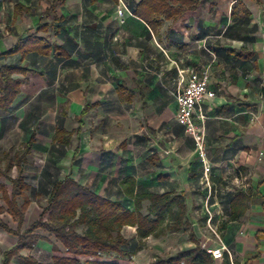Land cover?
<instances>
[{
  "label": "crops",
  "instance_id": "1",
  "mask_svg": "<svg viewBox=\"0 0 264 264\" xmlns=\"http://www.w3.org/2000/svg\"><path fill=\"white\" fill-rule=\"evenodd\" d=\"M141 1L0 0V54L29 35L45 38L61 48L60 52L53 51L49 56L31 54L23 62L18 55L0 60L1 65L19 62L34 71L26 76L16 75V78L22 80V77L32 76L45 80V86L36 92V97L28 99L21 98L25 87L22 81L21 94L11 110L0 112L17 123L18 133L27 114L35 116L36 124L45 123L48 127L46 132L42 128L39 130L37 125L31 129L28 141L35 132L37 142L30 156L39 139L47 138L54 143L53 137L59 127L71 133L80 130L79 135H73L72 144L77 139V146L70 165L82 155L87 159L78 163L80 169L102 174L115 166L112 158L118 150L117 135L141 140L140 145L134 143L132 147L141 149L140 153L132 150L133 155L139 154L136 163L142 161L141 169L133 160L131 165L126 163L125 174L120 175L118 171L110 179L117 185V194L101 195L113 201L126 199L121 182L133 175L137 179V191L184 194L190 218L204 215L193 209L192 204L212 200L213 207L221 201L227 204L228 219L229 202L234 192L240 188L252 189L256 193L255 200L243 217L228 223L218 242L206 236L202 238L198 222L193 223V230L202 246L206 244L210 249L226 246L232 255L229 256L231 264H264V82L250 84L253 79L250 71L245 72L240 63L231 70L228 64L229 59L246 63L234 59L229 49L241 52L246 47L255 52L242 40L229 36L234 6L240 1L247 7L251 26L257 27L262 35L264 0H204L194 12L186 11L170 18L160 14L158 21L153 19L152 24L134 14ZM18 5L23 7V12L16 16ZM170 5L176 9L182 7L179 3ZM124 6L128 11L120 18L118 11ZM43 25L49 26L48 29L39 31ZM249 61L256 63V54ZM193 70H208L211 86L217 93L213 101L204 105L208 116L205 158L200 156L194 143L189 147L165 149L162 142L169 138L170 144H175L184 132L185 128L176 118V93L186 85ZM94 105L97 107H92ZM86 107L90 109L83 113ZM72 144L68 147L57 145L71 149ZM71 172L72 168L66 177L86 185ZM2 179H6L0 178V182L11 194V183ZM54 182L47 189L43 206H39L37 198H29L31 204L21 232L39 219ZM217 184L223 186L221 198L213 195L212 187ZM201 190L203 192L199 193ZM2 202L4 205L3 199ZM144 203L146 214L150 203ZM1 218L10 229L18 230L19 224L10 214L4 213ZM127 230H133L130 238L125 235ZM37 234L49 240L39 241L32 250H22L10 264H24L27 257L46 264L44 255L48 243L52 245V255L54 245L66 251L48 232L40 229ZM123 234L129 240L137 238V230L133 227H126ZM172 234L179 238L172 246L175 252L169 256L196 247L188 232ZM18 240L17 236L0 228V264H4V253L13 249ZM143 250L144 246L133 256L135 264L150 263H139ZM156 258L153 256L154 261ZM224 258L219 259L218 264H223ZM51 261L54 263L52 256Z\"/></svg>",
  "mask_w": 264,
  "mask_h": 264
},
{
  "label": "trees",
  "instance_id": "2",
  "mask_svg": "<svg viewBox=\"0 0 264 264\" xmlns=\"http://www.w3.org/2000/svg\"><path fill=\"white\" fill-rule=\"evenodd\" d=\"M94 2L97 0H93ZM204 0H142L134 14L147 23L157 20L160 14L165 17H176L186 11H196ZM181 4L176 9L170 4ZM16 16L23 7L16 6ZM168 11V13H167ZM171 12V13H169ZM251 13L240 1L233 8L232 18L235 28L228 29L232 39H240L245 45H254L257 38L254 33L257 27L251 26ZM158 21V20H157ZM49 26L43 25L39 31H45ZM247 27H251L248 30ZM237 33L231 34V30ZM60 52L61 48L53 46L45 38L29 35L21 39L12 49L0 54V60H6L13 56H20L23 62L31 54L49 56L52 52ZM234 59L247 62L254 59L255 54L246 47L241 52L229 49ZM255 61V60H254ZM33 70L24 67L21 63L0 64V110L9 112L17 97L21 94L22 80L16 75H28ZM92 107H97L94 105ZM90 107H86V113ZM74 133L80 134V130L68 132L59 127L53 137V142L66 147L72 144ZM36 133L33 132L29 141L23 148L13 154V149L3 154L5 166H0V178H5L12 185V193L7 186L0 182V194L4 205H0V228L19 238L17 245L4 253V264H10L12 259L20 256L22 250H32L41 240H49L37 234L38 230H44L53 236L58 243L65 248L63 252L57 245L53 246L52 259L54 264H133L132 258L141 249L144 242L150 238H159L166 232H188L189 239L196 247L180 251L174 256L157 258L151 264H218L197 238L193 223L188 218L186 196L177 192L153 193L137 191V179L133 175L126 176L121 182L126 199L113 201L103 197L91 187L82 185L71 177L55 181L50 191L47 204L42 209L39 219L24 232H21L25 216L31 204L26 194L29 184L26 182L25 170L36 145ZM79 152L77 148L76 153ZM75 153V155H76ZM16 176H13V173ZM256 193L252 189H237L229 202V218L221 227L226 229L228 223L237 221L243 217ZM24 202L20 204V199ZM150 203L147 213L143 212V203ZM10 214L19 224L18 230H12L4 223L1 215ZM48 217L46 218V216ZM82 227L80 232L78 229ZM126 227L137 230V238L129 240L123 234ZM24 264H43L34 257L24 258ZM223 264H231L229 255L224 258Z\"/></svg>",
  "mask_w": 264,
  "mask_h": 264
},
{
  "label": "rangeland",
  "instance_id": "3",
  "mask_svg": "<svg viewBox=\"0 0 264 264\" xmlns=\"http://www.w3.org/2000/svg\"><path fill=\"white\" fill-rule=\"evenodd\" d=\"M231 27L235 28L236 25L234 21L231 22ZM230 31L231 34L237 33L236 30ZM248 30L251 29V27H247ZM252 30V29H251ZM254 34H256V38H258V42L254 44H248L249 47H252L254 49V53L256 54V63H253V61H248L246 63L241 62H235L232 61V59H229L228 64L230 65L231 70L235 69L234 66L238 63L244 66L245 72L250 71V75L252 76V81L250 84H253L255 81H262L264 82V34L261 35V32L257 30ZM234 45V44H232ZM238 46V45H236ZM22 81L25 85L23 89V93L21 98H29L30 96L36 97V92L40 89H42L45 86V80L40 79L37 77H22ZM9 115L2 114L0 112V166L4 167L5 162L3 161V154L5 152H9L10 150H14L13 154L21 149L26 141H28L29 135L31 133V129L35 127V125L38 126V129L42 130L44 132L47 131L48 127L45 126V123H38L36 124L33 119H35L34 115H26L25 121H23L19 125V129L21 130L20 133L16 131V124H14L13 120L10 121ZM122 125V124H119ZM184 129V128H183ZM201 131V138L200 141L204 144V148H206L207 145V123L200 127ZM191 136V137H190ZM123 137V136H122ZM119 135H117V146L118 150L117 152L113 153L112 161L116 162L114 168H112L110 171L105 172L102 174L101 172H93L89 170L80 169L81 166L78 165V163H82L84 159V156L78 155L75 162H73L72 165H70V158L72 157L73 150L77 146V139H74L71 149L65 148L63 146L57 145L52 143L47 138L39 139V143L33 153L32 156L29 157V165L27 167V172L25 173L27 181L30 185V189L27 191V198L35 199L37 198L39 201V206L44 205V199L45 194L47 192V189L51 182L57 181L59 179H62L68 175L70 172V169L72 168L71 174L76 177L79 181L86 184L87 186L91 187L94 191H96L100 195L107 196L108 193L111 194H117L118 188L115 182L111 183L110 179L112 176L118 173L121 175L125 174V168H127L128 163L131 165V160L136 163L137 155L140 153L141 149L140 147L136 148L135 150L132 148L134 143L135 145H140V141L136 137L135 139H129L122 138ZM192 135L187 133L184 129V132L180 134V136L177 137L175 140V144H170L169 138L162 139V142L164 143L165 149L171 148V147H189L192 145V143L195 144L197 147L196 141ZM193 140V142H192ZM121 147L119 148V146ZM135 148V147H134ZM138 152L134 155L132 152L134 151ZM70 151V154H69ZM87 161V160H86ZM138 167L141 169L142 167V161H138L136 163ZM106 176V177H105ZM107 179V181L105 179ZM3 182H6V180L2 179ZM10 189V186H9ZM156 189V188H155ZM213 195L217 196L218 198H221V192L223 189L222 185L217 184V186H213ZM201 190L199 193H202ZM24 199H20V203H23ZM147 205V202L144 203ZM215 204V202H214ZM212 203V200H210L208 203L202 204H192L193 209H198L201 214H204L200 216L199 218H195V216L192 215V217H188L191 223L198 222L200 223L202 227V238L205 236L208 237L213 242L219 241V236H221V227L223 223L227 221L226 217V206L227 204L223 201L220 202L219 205H214ZM0 205H3L1 196H0ZM204 207V211L203 210ZM204 212V213H203ZM195 213V212H194ZM81 231V227L78 229ZM131 232L133 230H127L125 232V235L127 237H131ZM179 238L178 235H173L172 232H166V234L159 238H151L150 241L144 242V250L140 254L139 263H146L150 262L149 264L155 262L153 260V256L157 258H167L170 257L169 254L172 252H175L174 247H172L175 244V241ZM54 243V240H53ZM47 252H45L44 257L46 264H54L51 261L52 256V245L49 243L46 244ZM176 255V254H175ZM152 258V259H151ZM156 258V259H157ZM133 264L134 261H133Z\"/></svg>",
  "mask_w": 264,
  "mask_h": 264
},
{
  "label": "built area",
  "instance_id": "4",
  "mask_svg": "<svg viewBox=\"0 0 264 264\" xmlns=\"http://www.w3.org/2000/svg\"><path fill=\"white\" fill-rule=\"evenodd\" d=\"M126 11L128 10L124 6L118 11V16L123 18ZM216 96L217 93L211 86V78L208 70L191 71L186 85L176 93L178 104L177 121L185 128L187 133L193 136L202 158L206 157V152L204 144L200 141V127L203 126L208 119L204 105L208 101H213ZM202 247L217 260L223 259L225 253H228L230 258L232 256L231 252L224 245L216 249H210L206 244Z\"/></svg>",
  "mask_w": 264,
  "mask_h": 264
}]
</instances>
